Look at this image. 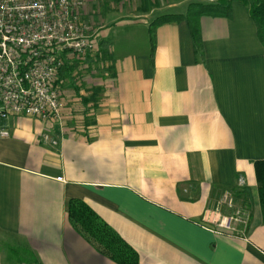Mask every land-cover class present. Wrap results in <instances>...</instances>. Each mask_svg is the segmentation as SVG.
<instances>
[{
  "label": "crops",
  "instance_id": "crops-1",
  "mask_svg": "<svg viewBox=\"0 0 264 264\" xmlns=\"http://www.w3.org/2000/svg\"><path fill=\"white\" fill-rule=\"evenodd\" d=\"M194 1L85 0L111 56H100L97 72L69 64L62 121L7 120L0 264H120L74 227L72 197L112 225L139 264H264L255 169L264 158V42L249 6L233 0L230 14L159 24L153 47L151 22ZM229 189L249 210L235 231L214 225L234 209L221 200Z\"/></svg>",
  "mask_w": 264,
  "mask_h": 264
},
{
  "label": "built area",
  "instance_id": "built-area-1",
  "mask_svg": "<svg viewBox=\"0 0 264 264\" xmlns=\"http://www.w3.org/2000/svg\"><path fill=\"white\" fill-rule=\"evenodd\" d=\"M84 7L85 0H0V136L10 135L11 116L62 121L69 64L75 72L104 67L99 28ZM43 137L58 142L48 130ZM235 197L226 191L221 200L234 209L215 226L235 231L247 220V206Z\"/></svg>",
  "mask_w": 264,
  "mask_h": 264
},
{
  "label": "trees",
  "instance_id": "trees-1",
  "mask_svg": "<svg viewBox=\"0 0 264 264\" xmlns=\"http://www.w3.org/2000/svg\"><path fill=\"white\" fill-rule=\"evenodd\" d=\"M233 0L194 1L189 5L187 13H164L157 16L150 24V34L153 47L155 46V29L166 21L180 20L185 17L198 18L201 14H230ZM249 6L250 14L257 24L260 38L264 42V0H242ZM197 50L201 43L197 41ZM100 56L109 58L111 52L108 43H100ZM260 201L264 216V158L255 160ZM69 218L74 227L86 237L98 250L110 256L120 264H139L138 251L110 225L85 200L72 197L68 202Z\"/></svg>",
  "mask_w": 264,
  "mask_h": 264
},
{
  "label": "rangeland",
  "instance_id": "rangeland-1",
  "mask_svg": "<svg viewBox=\"0 0 264 264\" xmlns=\"http://www.w3.org/2000/svg\"><path fill=\"white\" fill-rule=\"evenodd\" d=\"M201 1H213V0H201ZM4 248L5 250H7L8 254L14 258H20L21 260H23V258H25V254L23 253V251L19 248H15V246L10 247L8 246V244H4Z\"/></svg>",
  "mask_w": 264,
  "mask_h": 264
}]
</instances>
